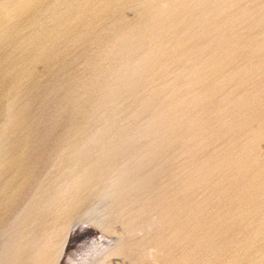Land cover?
Here are the masks:
<instances>
[{
  "label": "water",
  "instance_id": "1",
  "mask_svg": "<svg viewBox=\"0 0 264 264\" xmlns=\"http://www.w3.org/2000/svg\"><path fill=\"white\" fill-rule=\"evenodd\" d=\"M0 264H264V0H0Z\"/></svg>",
  "mask_w": 264,
  "mask_h": 264
}]
</instances>
